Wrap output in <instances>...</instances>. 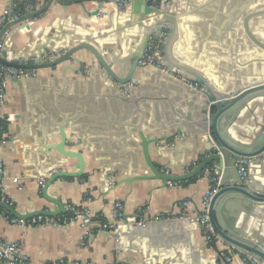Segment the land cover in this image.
I'll return each instance as SVG.
<instances>
[{
  "label": "crops",
  "instance_id": "obj_1",
  "mask_svg": "<svg viewBox=\"0 0 264 264\" xmlns=\"http://www.w3.org/2000/svg\"><path fill=\"white\" fill-rule=\"evenodd\" d=\"M9 1L0 0V17ZM24 1L32 5L33 11L48 0ZM68 1L54 0L45 13L29 22L30 27H18L12 31L9 40L14 50L9 52L11 60L19 58L24 63V58H28L27 62H31L34 59L32 54L37 53L43 46L53 48L69 34L79 36L85 32H91L102 39L113 38L111 42L115 43L116 54L119 58L124 56L119 46L124 47L127 42L130 43L131 36L123 29L125 21L122 19V12L125 10L120 4L111 0L74 1L72 4H68ZM100 1L103 2L102 8L99 15L94 16L92 12L97 9ZM243 1L177 0L170 7L185 10L187 16H180L179 35L175 45L180 43L186 57L199 64V69L217 87L234 85L250 76L251 56L248 54L247 38L239 33L238 26L225 31L222 29L223 10L235 14ZM143 4L144 0H127L131 17H134L135 10H139ZM222 4L226 6L222 7ZM190 14L193 16H188ZM184 20L185 24L182 23ZM4 43L5 41L2 48ZM66 64L78 66L76 62ZM64 65H60L58 69L34 70L33 75L9 79L6 100L0 107V112L9 118L5 141L0 144V158L4 165L3 183L11 199L10 205L22 213L42 208L56 209V203L43 196L44 181L51 174H39L42 164L37 159L36 138L43 129L58 133L51 126L57 121L55 113L66 110L65 114L69 116L78 112L80 117L76 127L73 130L67 127L66 132L77 143L80 138L81 143L77 147L66 146V149L80 151L84 155V172L78 177L58 178L48 188V195L62 201L65 209L68 205L88 209L93 220L88 226L81 219L60 226H24L11 223L0 212V239L20 241L33 264H46L61 258L69 262L93 264H217L219 251L230 245L218 239L211 246L199 223L197 228L184 225L182 230L176 232L150 228L143 234L133 235L132 231L137 227L134 226L137 217H141V223L144 224L158 213H165L173 218L187 216L192 219L202 213L203 199L211 181L203 172L195 179L171 182L165 187L161 186V180L154 179L134 181L133 184L123 182L112 188L114 177L106 174L112 169L121 170L116 178L118 180L132 177V171L138 164L142 165L141 174L148 170L141 149L136 146L130 150L132 145L129 140L124 139L125 131L130 129L119 126L121 123L135 122L132 118L124 122V114L134 116L136 105L120 103L115 97L109 96L112 92L109 88L113 84L100 76L94 79L86 76L84 72L74 74L68 71L64 78L66 81H62L59 73ZM92 73L91 71L90 76ZM134 81L140 84L139 93L148 91L158 94L162 99L156 102L144 99L138 103L143 111H149L144 126L154 125L155 129L162 127L171 114L165 98L187 101L191 96L186 91L195 90L193 82L184 77L166 74L156 64H149L144 76L137 72ZM105 87H108L107 92ZM149 105H154V108L148 110ZM190 105L189 102L180 103L177 109L187 114ZM250 115L251 110L241 115L238 119L240 127L252 125ZM137 116H141L140 113ZM186 128L187 125H184L185 136ZM196 130L198 129L195 128L194 131ZM162 132L170 133V130ZM59 141L60 136L56 135L52 140H46L44 146ZM178 141L176 145L163 143L152 152V160L162 171L181 173L184 171L182 167L185 162H189V168L186 169L190 170L195 166L194 162L204 157L202 144L195 146L196 142L191 138H178ZM255 164L259 166L257 162ZM64 169L78 171L80 161L75 157L69 158ZM263 171L264 165L251 169L254 176L260 179H264ZM117 202L121 204L124 215L123 220L118 221L120 228L104 229L103 223L115 220L113 212ZM242 213L248 220L253 218L244 211ZM253 219L257 228L252 234L253 237L263 236L264 218ZM120 229L121 238L118 235ZM171 239L172 242L169 241ZM192 243L197 245L196 249ZM230 256L231 260L227 264H248L246 255L240 251H234Z\"/></svg>",
  "mask_w": 264,
  "mask_h": 264
},
{
  "label": "water",
  "instance_id": "obj_2",
  "mask_svg": "<svg viewBox=\"0 0 264 264\" xmlns=\"http://www.w3.org/2000/svg\"><path fill=\"white\" fill-rule=\"evenodd\" d=\"M111 1L118 3L117 0ZM176 1L166 7H151L144 0L143 6L139 10H135L134 17H131L127 5H120L125 10L122 12V19L125 21L123 29H126L131 36L130 43L127 42L124 47L119 46L121 52L124 53L123 57L119 58L116 54L115 43L111 42L114 40L113 38L102 39L91 32H85L79 36L69 34V38L66 36L63 42L53 48L48 45L43 46L37 53L32 54L34 59L31 62H27L28 58H24V63H20L19 58L11 60L9 52L14 51L13 46L9 43L12 31L18 27H30V21L51 7L54 0H48L41 7L7 23L1 29L0 62L7 66L29 70L23 75H33L32 70L58 69L60 65L65 64L59 73L62 81H66L64 79L66 73L71 71L74 74L84 72L86 76L94 79H98L100 76L106 82H112L113 85L109 88L112 92L108 94L109 96L115 97L120 103L128 102L136 105L134 116L129 113L124 114V122L131 118L135 119V122L121 123L119 126L122 125L126 130L130 129V131H125L124 139L129 140V144L132 145L130 150L136 146L141 149L148 170L141 174L142 165L138 164L132 171V177L118 180L116 178L121 170L112 169L106 173L108 176L114 177L111 187H116L123 182L133 184L134 181L154 179L161 180V186L165 187L171 182L190 180L201 175L207 167L217 165L221 175L220 187L209 205L210 226L219 239L252 255L257 259V264H264V233L263 236L256 238L252 235L257 231L253 218H264V179L256 178L251 172V169L264 165V0H244L235 14L223 10L222 29L225 31L238 26L239 33L248 40V54L251 56L248 79L245 78L226 87L215 86L214 82L209 81L204 72L199 69L201 66L186 57L183 46L180 43L175 45L179 35L180 16L183 14L184 18L187 17L185 10L170 9ZM73 2V0H69L68 4ZM61 3L66 2L61 1ZM102 3V1L99 2L92 15H99ZM223 6L226 5L222 4ZM131 13L133 14V12ZM188 16L192 17L193 14ZM130 17L132 21H130ZM185 20L182 21L183 24H185ZM162 33H165V36H162ZM154 40H164L163 55L156 65L159 64L166 74L184 77L193 82L195 88L194 91H186L191 96L187 101L179 102L176 99L165 98L171 114L159 129H155L154 125L144 126L149 111H143L138 103L144 99L153 102L162 99L158 97V94L148 91L139 93L140 84L134 81L137 72L142 76L146 75V67L149 64H144L143 61ZM3 41L5 43L2 48ZM242 42L246 41L242 40ZM66 62H76L78 66L74 67ZM254 65L257 66L254 67ZM91 71L93 72L92 76H90ZM107 88H104L106 92ZM188 102L191 105L187 114L183 110L177 109L180 103ZM153 108L154 105L148 106V110ZM249 110L252 111V115H250L252 125L240 127L238 119ZM65 113L66 110L55 113L57 121L51 126L55 127V132L58 133H50L43 129L39 137L36 138L37 159L42 164L39 174H51L44 181L43 196L56 203L57 208H42L22 213L9 203L0 200V207L11 215L27 219L38 215L55 216L66 211L62 201L48 195V188L60 177L81 176L85 168V158L80 151L66 149V146H79L81 139L78 138L77 143L66 132L67 127H71L72 130L73 127H76V122L80 117L79 113L76 112L69 116H66ZM138 113L141 116H137ZM175 118L178 120L176 121ZM184 125H187L186 136L183 134ZM195 128L198 130L194 131ZM163 130H170V133H163ZM73 133L75 134L74 131ZM56 135L60 136L59 142L44 146L46 140L50 141ZM182 137L195 140L197 147L202 144L204 157L190 170L186 169L189 162H185L182 167L184 171L181 173L162 171L152 160V152L159 149L163 143L176 145L179 143L178 138L183 140ZM42 139L44 140L42 141ZM137 156L138 154H136V159ZM73 157L80 161V169L78 171L65 170L69 158ZM241 167L246 168V177L241 175ZM241 211L252 215L253 218L248 220L246 215L241 214ZM197 223L190 217L182 216L151 220L143 224L141 217H137L134 223V226L137 227L132 233L133 235L135 233L143 234L150 228L176 232V230H182L184 225L187 227L193 225L197 228ZM120 231L118 230V235L121 238L122 231ZM140 234L137 235L140 236ZM185 238L186 236H184ZM169 241L172 242V239ZM192 245L196 249L197 245L194 243ZM215 261L217 260L215 259Z\"/></svg>",
  "mask_w": 264,
  "mask_h": 264
},
{
  "label": "built area",
  "instance_id": "obj_3",
  "mask_svg": "<svg viewBox=\"0 0 264 264\" xmlns=\"http://www.w3.org/2000/svg\"><path fill=\"white\" fill-rule=\"evenodd\" d=\"M118 3L123 6L126 5L127 0H117ZM147 3L151 7H160L162 5H169L170 3L174 2L175 0H146ZM32 11V5L28 4L25 12L21 13L16 9V4L14 3V0H10L9 4L6 6L4 14L0 17V31L1 29L9 22L15 21L19 19L22 15L29 13ZM162 36H165V33H162ZM163 41H153L152 44H150L149 49L147 50V56L145 57V60L143 61L144 64H156L158 60L163 55ZM23 63V62H20ZM159 65V64H158ZM160 66V65H159ZM29 72L27 69L12 67L4 65L0 62V107L5 103L6 100V93L8 89V81L10 78H16L19 76H22L23 74ZM32 73H34V70H32ZM8 117L6 115L2 114L0 112V144L5 141L6 136V128L5 125L8 123ZM199 161L194 162L193 165H197ZM189 168V167H188ZM168 172V170H166ZM241 175L243 177L247 176V170L245 167L240 168ZM204 172L208 176L211 183L210 188L206 191L204 199H203V205H204V211L193 218V220L197 221L204 232V235L206 237L207 242L212 246L216 240H218L217 234L214 232L212 227L210 226L209 222V214L208 209L209 205L211 203L212 197L216 193V191L220 187V169L214 166L207 167ZM3 174H4V165L3 161L0 158V200L7 202L9 204L11 203V199L7 195L4 183H3ZM44 185V184H43ZM184 204V203H182ZM70 213L71 216H63L62 214L50 216V215H38L31 218H18L13 215L8 216L6 215V218L11 223L21 224L24 226H35V225H53V226H60V225H68L72 221L81 219V222L88 226L92 222V216L90 214V211L86 208L77 207L75 205H68L66 207ZM114 218L112 222H105L103 223L102 227L104 229H117L118 227V221L123 220V213L121 211V204L117 202L115 204L114 208ZM166 218H173V216L167 215L165 213H158L157 215H154L150 220H161ZM132 220H135L134 217H132ZM234 251H240L232 246L227 247L224 250L219 251L218 253V262L217 264H227L231 260V253ZM245 254L248 259V264H257V259L254 258L252 255L242 252ZM0 264H33L30 256L28 253H26L23 250L22 243L20 241H7L4 239H0ZM46 264H93L92 262H69L63 258L52 260L47 262ZM113 264H125L122 262H116Z\"/></svg>",
  "mask_w": 264,
  "mask_h": 264
},
{
  "label": "trees",
  "instance_id": "obj_4",
  "mask_svg": "<svg viewBox=\"0 0 264 264\" xmlns=\"http://www.w3.org/2000/svg\"><path fill=\"white\" fill-rule=\"evenodd\" d=\"M73 1H77V2H86V1H91V0H73ZM14 3L16 4V9L18 11H20L21 13L25 12V9L27 7V5L29 4V2L27 1H24V0H14ZM5 128H7V125H5ZM200 161V160H199ZM211 167V166H210ZM196 177L192 178V179H195ZM191 180V179H190ZM213 184V182L211 183ZM0 212L1 213H4L5 215H8V216H11L10 213L5 210L4 208L0 207ZM63 216H71V213L66 210L64 213H63Z\"/></svg>",
  "mask_w": 264,
  "mask_h": 264
}]
</instances>
